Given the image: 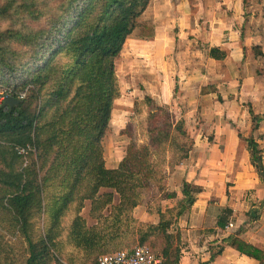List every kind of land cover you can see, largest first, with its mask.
<instances>
[{
    "label": "trees",
    "instance_id": "obj_1",
    "mask_svg": "<svg viewBox=\"0 0 264 264\" xmlns=\"http://www.w3.org/2000/svg\"><path fill=\"white\" fill-rule=\"evenodd\" d=\"M150 1L7 0L0 5V17L44 18L36 28L0 30V87L23 94L17 104H0V229L24 243L19 257L0 233V264H97L100 254L119 250L135 229L139 244L160 236L163 264H178L180 233L170 229L201 187L183 182L182 198L162 208L161 201L175 193L161 183L165 173L152 157L167 149L172 168L187 158L193 139L184 120L144 96L146 143H129L114 168L106 167L103 157L102 140L120 96L114 61L133 30L140 36L153 33V23L140 19ZM253 47L263 56L259 46ZM207 54L225 57L218 47ZM248 113L251 132L243 139L250 164L264 182V146L253 134L262 116L250 107ZM21 147H29L25 155L17 152ZM149 180L158 183L154 205H146L148 213L158 215L155 224L133 217L140 189ZM85 200L100 225L89 226L81 216ZM230 215L222 208L217 225L223 228ZM242 230L229 235L227 245L264 264V250L240 239Z\"/></svg>",
    "mask_w": 264,
    "mask_h": 264
},
{
    "label": "crops",
    "instance_id": "obj_2",
    "mask_svg": "<svg viewBox=\"0 0 264 264\" xmlns=\"http://www.w3.org/2000/svg\"><path fill=\"white\" fill-rule=\"evenodd\" d=\"M245 2L151 0L140 19L153 23V33L140 36L133 30L119 53L130 77L140 84L138 96L167 105L185 121L193 139L187 158L173 166L164 181L175 197L161 201L162 208L177 204L183 182L201 187L170 229L180 233L178 264H258L227 245L226 238L239 227H243L240 239L264 248V182L250 164L243 141L251 130L249 107L262 116L253 134L264 131V57L248 51L251 45L259 46L264 56V0H250V12ZM189 3L199 5L194 16L204 15L201 24L190 25ZM198 40L206 48H200ZM210 47L224 50L225 57H209ZM120 102L121 94L114 100L108 123L119 135L122 117L118 122L113 118L114 105ZM123 108L121 103L118 109ZM107 154L103 147L108 168L116 167L124 155L121 150ZM225 207L231 215L221 228L217 218ZM133 211L142 222L158 220L143 205ZM255 211L257 217L252 216ZM217 249L219 254L210 259Z\"/></svg>",
    "mask_w": 264,
    "mask_h": 264
},
{
    "label": "rangeland",
    "instance_id": "obj_3",
    "mask_svg": "<svg viewBox=\"0 0 264 264\" xmlns=\"http://www.w3.org/2000/svg\"><path fill=\"white\" fill-rule=\"evenodd\" d=\"M6 1L7 0H0V5L4 4ZM48 3L52 4V1H48ZM249 5H250V0H246L244 7H245V10L248 12L251 11ZM189 6H190L191 13H192L190 25H192L193 23H196V21L197 22L199 21L201 24V22L205 18L204 15H201V12H200V15L194 16L195 11L199 9V5L195 3H189ZM13 16L15 15L0 17V30L6 29L8 27L23 29L27 25L32 28H36L40 26L41 24H43L44 22L43 17H41L38 21L33 22L26 18H18V17H13ZM134 31H132V33H135ZM196 44L200 46V48H206V44L203 43L202 45V43H200L199 40ZM248 51L251 54L256 55V49H254L253 45L248 47ZM123 57L124 55H120V56L118 55L114 61L116 76H117V80L119 83V89L121 90L120 94L122 96V102L114 105V109H115L114 114H116L117 116L113 118L114 121L118 122L120 120L118 116H120V118L122 117L121 123L123 126H122V130L120 131L121 132L120 135H119V130L115 128V126H112L113 124H110L111 126L107 127L105 136L102 140L106 155H108L107 153L109 154L114 153L115 150L116 151L121 150L122 154H125L126 148L129 143L134 142L135 144H142V143H146L147 141L146 127H147L148 110L144 104H141V101H140L141 96H138L139 95L138 87L140 84L139 83L136 84V82H134L135 79L130 77L131 75L129 73V68L127 67V65L125 66L124 64L125 60L123 59ZM261 57H264V56H261ZM121 103L124 106L122 111L118 109ZM178 116L179 115H177L176 117L174 115L176 119H179ZM184 127H185V121H184ZM250 128H251V120H250ZM185 130H186V133L191 137V132L187 131V129ZM250 132L251 130L249 131L248 135H250ZM260 136H262L263 138ZM254 137L257 138L259 145L263 147L264 146V131L261 130L260 133L256 132ZM120 156H121V153L119 154L118 158ZM172 158L173 156L167 151V149L166 150L164 149L163 151H160L158 153L155 152L152 157V160L154 161L153 162L154 165L157 163L158 164L157 168L159 167L165 173L161 181L163 186H165L164 181L166 180L168 171L170 172L171 169H173L172 166L168 165V161L171 160ZM147 184L148 186H145L140 189L141 204L139 205H143L145 207V210H146L147 204L150 206L154 205L153 200L158 196L156 193L158 183H156L153 180L151 181L149 180L147 181ZM117 202H118V195L115 194L113 198V203L115 204ZM89 207H90V201L85 200L84 206L82 207L80 211L81 216L84 217L86 223L89 226L98 225V224L100 225V222H98L96 218H93L89 214ZM109 209L110 207H107V210ZM107 210H104L102 215H106L108 213ZM254 215H255L254 217L258 216L256 214V211ZM133 217L136 221H141L134 214V211H133ZM69 220H70V217H67L65 219V224L68 223ZM146 223H149V222H146ZM131 232L132 231L127 233L126 239H124L125 242H123V246L120 249L130 248L134 245L139 244L137 240L136 229L134 230V233L133 232L131 233ZM0 233L4 236V239L7 240L9 244L14 248V251H15L14 253L17 254L19 257H21V254L23 253V247H24L23 241L17 236L8 234L5 228L1 227ZM144 244L149 246L155 253H159L161 248L163 247V240L160 236L154 235V236L149 237V239ZM71 250L73 251L74 249L68 247V251H71ZM262 250H264V248H262Z\"/></svg>",
    "mask_w": 264,
    "mask_h": 264
},
{
    "label": "built area",
    "instance_id": "obj_4",
    "mask_svg": "<svg viewBox=\"0 0 264 264\" xmlns=\"http://www.w3.org/2000/svg\"><path fill=\"white\" fill-rule=\"evenodd\" d=\"M8 95L14 96L11 88L2 89L0 87V104ZM14 97L19 99L23 97V94ZM28 149L29 147H21L17 149V152L25 155ZM97 264H163V257L159 253H155L149 246L137 244L130 248L102 253L97 257Z\"/></svg>",
    "mask_w": 264,
    "mask_h": 264
},
{
    "label": "water",
    "instance_id": "obj_5",
    "mask_svg": "<svg viewBox=\"0 0 264 264\" xmlns=\"http://www.w3.org/2000/svg\"><path fill=\"white\" fill-rule=\"evenodd\" d=\"M19 102V99L15 98L14 96H6L3 101V105H9L12 106L14 104H17Z\"/></svg>",
    "mask_w": 264,
    "mask_h": 264
}]
</instances>
